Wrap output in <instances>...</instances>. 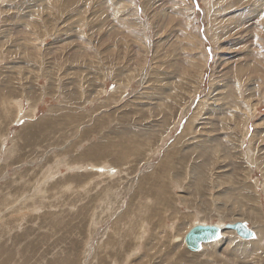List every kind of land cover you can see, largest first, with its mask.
<instances>
[{
	"label": "rangeland",
	"instance_id": "374dc122",
	"mask_svg": "<svg viewBox=\"0 0 264 264\" xmlns=\"http://www.w3.org/2000/svg\"><path fill=\"white\" fill-rule=\"evenodd\" d=\"M0 264H264V0H0Z\"/></svg>",
	"mask_w": 264,
	"mask_h": 264
},
{
	"label": "water",
	"instance_id": "95a60500",
	"mask_svg": "<svg viewBox=\"0 0 264 264\" xmlns=\"http://www.w3.org/2000/svg\"><path fill=\"white\" fill-rule=\"evenodd\" d=\"M223 229L235 230L244 239L254 238V232L243 221L228 222L222 226L215 223H196L185 234L186 246L192 251L200 250L203 242H210L220 238Z\"/></svg>",
	"mask_w": 264,
	"mask_h": 264
},
{
	"label": "bare ground",
	"instance_id": "6f19581e",
	"mask_svg": "<svg viewBox=\"0 0 264 264\" xmlns=\"http://www.w3.org/2000/svg\"><path fill=\"white\" fill-rule=\"evenodd\" d=\"M224 165H225V164H224ZM137 196H138V195H137ZM239 221H241V220H239ZM201 224H203V223H201ZM218 225H220V223H218ZM222 225H224V224H221L220 226H222ZM248 226H249L250 229L254 232V236H255V231H254V229H253L249 224H248ZM258 226L260 227V229L262 228L261 225H260L259 223H258ZM225 230H226V229H225ZM227 230H228V229H227ZM223 232H224V229L221 231V234H222ZM222 237H223V236H220V238H218V239H216V240H214V241H210V243H211V242H213V243H214V242H216V243L219 242V243H220V242L222 241V240H221ZM250 239H252V238H250ZM217 240H218V241H217ZM184 242H185V241H184ZM239 242H240V241H239ZM207 243H208V242H203V243H202V247L205 246ZM258 243H259V242H258ZM260 243H261V241H260ZM221 244H223V243H221ZM224 244H225V243H224ZM216 245H217V244H216ZM127 246H128V245H127ZM206 246H207V245H206ZM202 247H201V248H202ZM201 248H200V249H201ZM197 251H198V250H197ZM192 253H193V252H192ZM216 255H217V254H216Z\"/></svg>",
	"mask_w": 264,
	"mask_h": 264
}]
</instances>
